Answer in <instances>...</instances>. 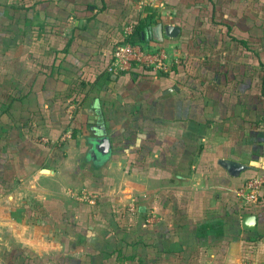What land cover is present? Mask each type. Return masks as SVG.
<instances>
[{
  "label": "crops",
  "instance_id": "0c3cea01",
  "mask_svg": "<svg viewBox=\"0 0 264 264\" xmlns=\"http://www.w3.org/2000/svg\"><path fill=\"white\" fill-rule=\"evenodd\" d=\"M139 21L170 70L108 73ZM257 175L264 0H0V263L264 264Z\"/></svg>",
  "mask_w": 264,
  "mask_h": 264
},
{
  "label": "built area",
  "instance_id": "2783aa9c",
  "mask_svg": "<svg viewBox=\"0 0 264 264\" xmlns=\"http://www.w3.org/2000/svg\"><path fill=\"white\" fill-rule=\"evenodd\" d=\"M140 7L151 5L153 0H136ZM133 32L132 25H127L124 28V37L128 38ZM169 51L159 45L152 44L149 46L147 43H131L125 42L118 44L112 53V58L107 69L110 74H121L130 72L135 69H146L155 73H166L170 70V57ZM74 107L70 105L69 113H72ZM66 138L70 137V133L65 135ZM264 191V175H257L248 179L242 187L236 190V195L243 204H254L259 200V197ZM75 198L85 201L88 204L95 203L96 196L81 191L75 194ZM130 212L134 211V207L130 206ZM154 216L151 215L149 220H153ZM0 264H5L1 262Z\"/></svg>",
  "mask_w": 264,
  "mask_h": 264
},
{
  "label": "water",
  "instance_id": "95a60500",
  "mask_svg": "<svg viewBox=\"0 0 264 264\" xmlns=\"http://www.w3.org/2000/svg\"><path fill=\"white\" fill-rule=\"evenodd\" d=\"M179 34V28L173 25L163 26L161 23H157L155 25L148 26L144 33H142V40L152 41L156 44H162L165 38H176ZM100 121V120H99ZM101 146L104 150L107 149V140L103 139L101 141ZM220 165L224 167V169L229 172L231 175L237 176L242 171L246 170L242 164H239L234 161H221ZM242 227L247 230H251L255 228V218L251 216L243 217L242 219Z\"/></svg>",
  "mask_w": 264,
  "mask_h": 264
},
{
  "label": "trees",
  "instance_id": "16d2710c",
  "mask_svg": "<svg viewBox=\"0 0 264 264\" xmlns=\"http://www.w3.org/2000/svg\"><path fill=\"white\" fill-rule=\"evenodd\" d=\"M149 26L145 21H139L137 24L132 25L133 32L130 37L123 38L122 42L119 44L125 43V42H131V43H144V40H142V33H144V30Z\"/></svg>",
  "mask_w": 264,
  "mask_h": 264
},
{
  "label": "rangeland",
  "instance_id": "374dc122",
  "mask_svg": "<svg viewBox=\"0 0 264 264\" xmlns=\"http://www.w3.org/2000/svg\"><path fill=\"white\" fill-rule=\"evenodd\" d=\"M171 55V54H170Z\"/></svg>",
  "mask_w": 264,
  "mask_h": 264
}]
</instances>
